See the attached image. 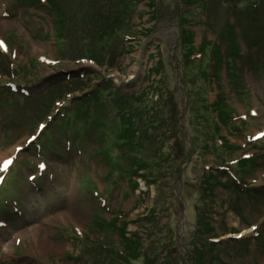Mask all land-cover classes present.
<instances>
[{"label": "rangeland", "instance_id": "374dc122", "mask_svg": "<svg viewBox=\"0 0 264 264\" xmlns=\"http://www.w3.org/2000/svg\"><path fill=\"white\" fill-rule=\"evenodd\" d=\"M134 1L0 0V86L23 95L0 109V168L19 160L0 193V211L16 201L0 212V264H264V0ZM107 27L118 37L96 45ZM107 84L129 100L117 112L103 95L109 151L98 130L76 146L52 127L63 100ZM122 117L166 145L136 189L117 170L131 165L113 139ZM40 123L56 153L26 146ZM135 149L122 152L159 153ZM38 160L43 187L27 180Z\"/></svg>", "mask_w": 264, "mask_h": 264}, {"label": "trees", "instance_id": "16d2710c", "mask_svg": "<svg viewBox=\"0 0 264 264\" xmlns=\"http://www.w3.org/2000/svg\"><path fill=\"white\" fill-rule=\"evenodd\" d=\"M140 1L141 0H138V1L135 0L134 3L135 2L138 3ZM51 4H53V3H51ZM53 7L55 9H58V7L55 6L54 4H53ZM51 8H52V6H51ZM58 13L61 14L60 12H57V14ZM59 16L62 18L61 15H59ZM252 21L254 23L256 22L253 19H252ZM116 29H117L116 27L115 28L107 27L103 31H101V34L99 36V40L95 41L97 43L96 45H101V44L105 45L107 43V40L112 39V38L115 39L116 37H118L117 34L115 33ZM111 33H112V35L114 37L108 36ZM254 40H256V38H254ZM195 54L196 53H191L190 54V58H192L191 60H193V57L195 56ZM92 58L94 60L99 61L98 58L95 59L94 56H92ZM94 60H92V61L95 63ZM161 66H162V64H161ZM201 76H202V74H201ZM203 85H204V87H206L205 86V82L203 83ZM14 87L12 85L4 86V84L1 83V86H0V109L2 107H4V106H8V104L10 105L13 101H16V100L19 101L20 99L23 98V95H21V94H19L17 92V85L16 84H15ZM109 91L112 92L113 94L110 96V98L112 100L109 102L110 105L108 104L107 107L109 109H111V110L114 109L117 112L124 111L125 107H127L128 104H129V102H127L129 100H125V98H123V96H120V97L115 96L114 94L117 93L118 90L114 89L113 87H111L110 84H107V85L103 86L100 90H98L96 93L94 91L91 92L88 95L90 97H87V98L86 97H84V98L82 97L81 99L73 97L72 101L63 100L62 109L65 110V111H63L61 113V118H59L57 126L53 125L52 127H54V129L59 128L60 131L63 132V136L67 135L69 137H72V140H75L74 144L76 146H77L76 143L80 142L85 137V134H93L92 132H94V130H98L99 133L96 134L97 142L102 147V149H105L107 147V150L109 151L110 150L109 147H108L109 145L107 146V144H106V142H108V140H109V137L103 131L105 130V126L109 130H110V127L105 125L106 122H105L104 118H105L106 114H105V111L103 109H105L106 106H102V105H105V103H106V102L103 101L104 100L103 95H104V93H107ZM9 96H11L13 98L12 101L9 98ZM141 96H143V95H141ZM138 98L139 97L137 96V98H135V99H138ZM54 99H56V98L52 97L50 99V102L55 101ZM93 104H95V106L97 108L95 106H93ZM219 104L220 103L217 102V104L213 103V104H211V106L213 108H216V107L219 106ZM43 105L45 106V108L47 107L46 104H43ZM90 105L95 107V110L94 109L92 110ZM100 105L102 107L101 109H99ZM205 105H207V104H205ZM203 109L208 110L209 109V105L208 106H204ZM128 114H129V112L125 113L126 116ZM43 118H45V117H43ZM124 118L123 117L119 118V123H118L119 124V128L117 129L113 139H114L115 145L117 146V149L120 151L119 158L122 160V158L125 157V160L130 161L131 165H130L129 169H126L124 166H121L119 168L117 167V170L120 173V177H123V176L127 177L128 176V178L130 179L129 181L131 182V187L136 189L138 187V185L133 179L136 178V179H142V180L144 179L145 180L146 176H144V175H142L140 173L143 172V171H148L149 168L154 167V166H152L150 164V161H153L154 165H157L161 161H164L162 159V157H164V159L166 158L165 154L163 153V149L165 148L166 145L165 146H159L160 143L157 141V139L158 138L162 139V138L161 137L157 138L154 135H153L154 139H151L150 135H148L150 138H147V140H144V141H143V139H141V137H139L137 139V137L139 136L138 135V127L139 126L137 125V127L135 126V128H134V126L132 125L133 122L129 121V120L126 121ZM158 118L160 119V122L162 124H164L167 129L170 130V126H169L170 124L167 122L166 118L165 117H161L160 115H159ZM79 121L84 123L85 127L81 126V125H78ZM148 122H149V124H148ZM160 122H158V123L160 124ZM143 123L148 124V125H155L156 124V122L152 121V118H146L145 120H143ZM101 124H103L104 126L103 127H98V125H101ZM37 127H38V125H37ZM46 129H47V127H46ZM46 129L42 130V132L40 134H37L36 131H35L34 134H32V136H34V138H35L36 142L35 141L34 142L36 144L34 143L33 146L32 145L31 146L32 147L35 146L34 149L39 154L44 153L46 150H48L50 152H54L50 148V144H51V141L53 139L52 138L53 136L51 137V135L49 133L45 132ZM111 129H113L112 126H111ZM168 132H169V137H171V138L175 137V135H173V133L171 131H168ZM109 134H110V132H109ZM169 137H167V138H169ZM41 138H42V142L45 143V150H42L41 146H39V144L37 143L38 141H40ZM160 141L162 143L163 139L160 140ZM164 142L165 141H163V143ZM47 143H48V145H47ZM143 145H146L147 148L145 146H143ZM137 146L140 147V148H145V151L149 152V153H151V150H149V146L155 147V149H152V151H154V150L157 151V152L159 151V153L157 155L158 158L156 157L155 159L151 158V159L143 160V159L140 158V156L132 155L131 153H129L128 150L124 151V153L122 152V150L128 148L131 152L135 153V151H136L135 148ZM156 146H159V147H156ZM54 153H56V152H54ZM107 155H108L109 158H107V160L105 162H106V164L109 165L110 161H111L110 158L112 159V157L109 156V153H107ZM99 156L104 157L103 154H101ZM16 166H17V164H16ZM16 166L14 168H16ZM32 166L36 168V163L33 162ZM11 175L13 176L12 180H11L12 183H13V181H15L14 179L16 178V176H14L13 171H12ZM126 177H124V178H126ZM42 178H43V176H37V178H36L37 180H35L36 184H40L41 182H43ZM20 180H21V178H20ZM257 196L264 197V190L260 191V193H258ZM252 197H253V195H252ZM205 244L213 246L215 243H211L210 244V243H208V240H207Z\"/></svg>", "mask_w": 264, "mask_h": 264}, {"label": "snow or ice", "instance_id": "6c2138e0", "mask_svg": "<svg viewBox=\"0 0 264 264\" xmlns=\"http://www.w3.org/2000/svg\"><path fill=\"white\" fill-rule=\"evenodd\" d=\"M0 47H2L4 51H7V50H8V49H7V45L4 43L3 40H0ZM260 136H264V133H260ZM33 139H35V138H33ZM12 163H13V160H12V159H7V160H5L4 163H3V169H4L5 171H7L8 168H9V166H10ZM41 167H43V165H41ZM253 230H254V229H253Z\"/></svg>", "mask_w": 264, "mask_h": 264}, {"label": "water", "instance_id": "95a60500", "mask_svg": "<svg viewBox=\"0 0 264 264\" xmlns=\"http://www.w3.org/2000/svg\"><path fill=\"white\" fill-rule=\"evenodd\" d=\"M108 80H111V77H109Z\"/></svg>", "mask_w": 264, "mask_h": 264}, {"label": "bare ground", "instance_id": "6f19581e", "mask_svg": "<svg viewBox=\"0 0 264 264\" xmlns=\"http://www.w3.org/2000/svg\"><path fill=\"white\" fill-rule=\"evenodd\" d=\"M51 247V245H49ZM50 250V249H49Z\"/></svg>", "mask_w": 264, "mask_h": 264}]
</instances>
